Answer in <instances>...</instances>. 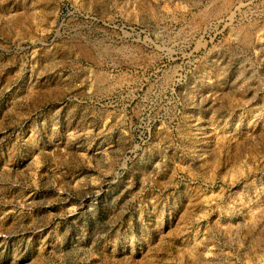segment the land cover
<instances>
[{"label":"rangeland","instance_id":"obj_1","mask_svg":"<svg viewBox=\"0 0 264 264\" xmlns=\"http://www.w3.org/2000/svg\"><path fill=\"white\" fill-rule=\"evenodd\" d=\"M0 264H264V0H0Z\"/></svg>","mask_w":264,"mask_h":264}]
</instances>
